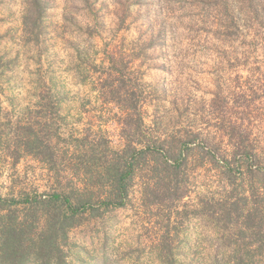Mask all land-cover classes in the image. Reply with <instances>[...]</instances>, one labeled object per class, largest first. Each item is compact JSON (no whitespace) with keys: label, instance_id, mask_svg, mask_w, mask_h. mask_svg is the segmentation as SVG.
Returning a JSON list of instances; mask_svg holds the SVG:
<instances>
[{"label":"rangeland","instance_id":"374dc122","mask_svg":"<svg viewBox=\"0 0 264 264\" xmlns=\"http://www.w3.org/2000/svg\"><path fill=\"white\" fill-rule=\"evenodd\" d=\"M0 100V155L18 151L4 137L29 124L57 155L53 165L0 156L2 198L77 185L76 139L121 148L134 105L144 135L187 157L156 203L143 201L136 179L124 207L70 229L66 264H154L161 235L180 264L264 251L256 219L245 238L230 223L223 237L221 207L223 197H264V0H0Z\"/></svg>","mask_w":264,"mask_h":264},{"label":"trees","instance_id":"16d2710c","mask_svg":"<svg viewBox=\"0 0 264 264\" xmlns=\"http://www.w3.org/2000/svg\"><path fill=\"white\" fill-rule=\"evenodd\" d=\"M32 1L35 5L41 3V0ZM112 89L111 93L117 94L118 90ZM1 109L0 100V118ZM125 109L121 148L114 149L107 142L103 147L87 137L76 139L78 145L71 153V160L76 163L73 174L77 180L80 178L77 185L73 183L68 189L56 185L46 194H23L20 200L0 197V264H66L64 247L69 230L81 225L87 217H98L108 210L124 207L134 180L143 181L142 195L146 202L156 203L164 191L170 190L172 176L180 174L186 155L180 150L169 156L157 140L143 134L144 120L139 106ZM132 117L136 118L135 127L127 123ZM20 130L21 136L14 141L4 137L8 145L15 144L18 151L0 156L16 162L26 154L53 165L57 155L49 148L50 141L44 144L33 125ZM223 173L226 184H230L232 170L224 166ZM172 191L177 201L187 194L186 187ZM254 197L251 192L240 196L237 202L223 197L222 215L227 221L223 230L227 236L223 237L226 240L232 235L229 223L237 230L239 239L245 238V232L251 228H257L255 219L259 225L264 224V211L260 209L264 197L257 200ZM19 205L25 210L23 217L18 214ZM157 240L154 264H180L169 245L172 237L161 235ZM263 255L261 250L234 247L223 252L219 264H254V260Z\"/></svg>","mask_w":264,"mask_h":264}]
</instances>
